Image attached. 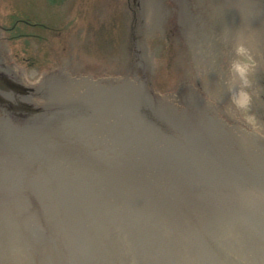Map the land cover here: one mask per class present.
<instances>
[{
    "label": "water",
    "instance_id": "95a60500",
    "mask_svg": "<svg viewBox=\"0 0 264 264\" xmlns=\"http://www.w3.org/2000/svg\"><path fill=\"white\" fill-rule=\"evenodd\" d=\"M0 65V264H264V0H0Z\"/></svg>",
    "mask_w": 264,
    "mask_h": 264
},
{
    "label": "clouds",
    "instance_id": "9594fccd",
    "mask_svg": "<svg viewBox=\"0 0 264 264\" xmlns=\"http://www.w3.org/2000/svg\"><path fill=\"white\" fill-rule=\"evenodd\" d=\"M237 59L232 63V69L236 75L240 78L243 87H247L249 84L248 73L253 65V59L249 50L240 44L236 47ZM248 100V94L241 89L234 97V101L238 106H244Z\"/></svg>",
    "mask_w": 264,
    "mask_h": 264
},
{
    "label": "flooded vegetation",
    "instance_id": "af4514ba",
    "mask_svg": "<svg viewBox=\"0 0 264 264\" xmlns=\"http://www.w3.org/2000/svg\"><path fill=\"white\" fill-rule=\"evenodd\" d=\"M0 69H7L6 67H4V66H2V65H0Z\"/></svg>",
    "mask_w": 264,
    "mask_h": 264
}]
</instances>
